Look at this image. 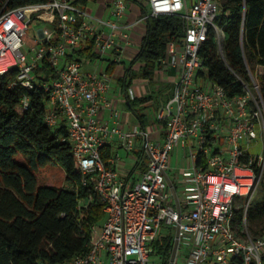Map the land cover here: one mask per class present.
<instances>
[{
    "label": "built area",
    "instance_id": "1",
    "mask_svg": "<svg viewBox=\"0 0 264 264\" xmlns=\"http://www.w3.org/2000/svg\"><path fill=\"white\" fill-rule=\"evenodd\" d=\"M147 1L154 16H181L185 36L182 44L171 41L161 60L165 70L174 72L175 81L173 94L158 107L160 126L133 130L122 128L121 110L109 96L112 74L86 71L77 53L87 43L100 56L113 51L119 58L120 39L129 40L128 26L120 23L126 0H113L115 18L109 20L93 15L76 0L0 13V77L16 70L13 84L34 89L40 63L47 61L56 69L58 76L42 83L50 91L46 122L51 126L65 122L83 184L94 173L93 188L105 202L104 221L92 226L91 249L64 264H156V258L170 264L172 254L166 258L155 246L167 236L161 235L163 224L175 228L174 242L180 230L173 264H231L235 258L263 264L264 232L253 235L245 228L239 232L236 223L240 200L247 197L249 204L264 176V101L259 85L254 80L257 91L245 84L246 93L229 97L207 75L201 50L212 32L225 59L226 33L217 24L223 10L220 0ZM34 18L51 27L41 28L29 40ZM25 103L28 106V97ZM104 109L110 110L113 124L102 117ZM258 137L263 150L255 154L250 150ZM114 138L125 151L140 145L149 156L132 186L120 175V154L107 162L102 157ZM179 145L190 159V166L180 172V209L166 177Z\"/></svg>",
    "mask_w": 264,
    "mask_h": 264
},
{
    "label": "trees",
    "instance_id": "2",
    "mask_svg": "<svg viewBox=\"0 0 264 264\" xmlns=\"http://www.w3.org/2000/svg\"><path fill=\"white\" fill-rule=\"evenodd\" d=\"M53 0H0V13ZM91 1L76 0L87 7ZM139 4L146 20V32L140 49L124 65L119 77L127 107L143 127L152 121L147 114L148 103L154 95L132 97L130 90L136 78L152 79L162 67L171 41L183 43L184 19L179 15L154 16L144 0H129ZM222 12L217 24L224 28L225 59L218 50L212 32L201 54L209 79L222 85L229 97L246 93L245 84L257 91L259 85L264 101V0H220ZM57 41V37L54 39ZM80 49L88 59L100 55ZM117 61L107 64L113 74ZM140 64L136 69L135 65ZM205 73V72H203ZM39 83L34 89L13 84L17 71L0 77V264H64L75 256L89 252L92 247V226L105 219V202L93 188L94 173L83 184L84 175L73 154L65 125L51 126L46 122L50 91L42 86L58 76L56 69L44 61L35 69ZM29 98L26 106L25 98ZM165 122V121H164ZM66 138V140H63ZM111 149L104 147L102 157L107 162ZM49 164H59L67 175L68 186L40 184L38 170ZM250 203L248 204V206ZM246 209L236 213L237 229L242 231ZM252 219L264 221V204L250 208ZM174 235L158 240L159 249L169 258L174 247ZM167 264V262H166ZM231 264H245L235 258ZM264 264V261H263Z\"/></svg>",
    "mask_w": 264,
    "mask_h": 264
},
{
    "label": "crops",
    "instance_id": "3",
    "mask_svg": "<svg viewBox=\"0 0 264 264\" xmlns=\"http://www.w3.org/2000/svg\"><path fill=\"white\" fill-rule=\"evenodd\" d=\"M144 1L148 2L147 0H144ZM126 2H127V10L124 13V15L121 17L120 23L128 26V28H126V32L129 34V40L125 41L124 39H120V43H121L122 48H121V51L118 55L119 58L116 57L117 54L115 52L109 51L108 53L100 56L99 58H95L92 60L87 59L84 62V67H86L89 64L94 63L97 65V68L99 69L102 64H104V65L106 64V66H107V64H109V62L111 60L118 62L117 66H116V68L112 74L113 79L115 78L116 80L112 84V91H111L109 96L116 102V105L121 110L120 124H121L122 128L124 130H133L137 126H143V125L141 124L137 115L127 107V101L125 99L124 94L122 93V88H121V84L119 82V77L122 76L124 74V71H125L124 65L121 62H126V63L130 62L135 57V55L138 53V51L140 49L142 38L146 32V20L142 16L141 8H140L138 3L133 2V1H129V0H126ZM84 8H86L93 15H95L99 18H102L103 20H109V19L115 18L113 15V10H114L113 0H98V1L94 2L92 5H90V6L87 5V7H84ZM99 29L107 31V32L110 31L109 27H104V26H99ZM88 47H89V44L86 43L83 45L82 49L88 50ZM139 66H140V64H136L135 68L138 69ZM166 72H168L171 76H174L173 71L166 70ZM141 81L147 82L150 84L151 80L142 78ZM134 84L135 83H133L132 87H131L132 94L134 95V97L154 95V98H155L154 91L147 89L146 88L147 86H145V85H143L142 87H139V91L136 93V91H134L135 90ZM173 87H174V82H172V89L168 90L166 92L167 93L166 94L167 99H169L170 96L173 94ZM161 90H162V88L159 89L160 92H161ZM158 97H160V96H158ZM164 99H165V97H164ZM151 103H152V101H150L148 103V107L146 109L147 114L152 119V121L148 124L147 127H149L151 125H155V126L159 127L160 122H158L159 120L157 118L158 108H154V106L149 107V105ZM101 115L104 119L110 120L111 124H113V120L111 118V114H110L109 109H104L102 111ZM62 125L66 126V124L63 120L57 126H62ZM106 147H109L111 149L110 158L116 157L119 154L121 155V159L118 162L120 175L123 179L127 180L129 186H132L137 181V179L139 178L140 171L144 170L146 168V163L148 161V160L147 161L144 160L145 155H144V152L141 149L140 145H138V147H136V149L133 150L132 152H127L123 149V146H122L120 139L114 138L113 140H111L106 145ZM132 154H133L134 158L131 161L129 160L132 163V166L130 168H125L126 172L124 173V172H122L123 171V163L126 162V159L130 158L131 157L130 155H132ZM168 174L170 175L169 170H168ZM175 175H176L175 176L176 181L171 176L170 177H171L172 181L174 182V185H176L177 191L179 193V188H181V180H182L180 170L175 172ZM159 251H160V249H159Z\"/></svg>",
    "mask_w": 264,
    "mask_h": 264
},
{
    "label": "rangeland",
    "instance_id": "4",
    "mask_svg": "<svg viewBox=\"0 0 264 264\" xmlns=\"http://www.w3.org/2000/svg\"><path fill=\"white\" fill-rule=\"evenodd\" d=\"M94 1H91L89 3V6L92 5ZM147 8L151 11V7L148 3ZM44 27H51V24L49 22H45L43 20L34 18L33 21L31 22L30 29L28 30V39L33 40L36 38L38 31L41 28ZM28 40V41H29ZM30 43V42H29ZM25 49L28 50V44L25 45ZM83 61H86L88 58L87 56H82ZM129 63V62H127ZM107 68L106 64H102L101 67L98 69L96 64H89L84 69L86 71H102ZM258 70L260 73H264V67H258ZM142 78H136L134 80V91L136 93L139 91V87H142L143 85L147 86L146 88L154 91L155 98L154 101L149 105V107L158 108L163 100H168L167 99V91L172 89V82L175 81V76H171L166 70L162 67L159 68V70L154 74L153 78L150 81V84L147 82L141 81ZM115 78L113 79V82H115ZM162 88L161 92L159 89ZM160 96V97H158ZM165 97V99H164ZM139 143V141H138ZM197 150V148H196ZM263 150V142L260 140V137L256 140V145L251 148V152L258 154ZM131 157L126 159V162L123 163V171L126 172L125 168H130L132 166V163L130 162L134 156L133 154L130 155ZM149 159V156L145 154L144 160L147 161ZM130 160V161H129ZM190 166V159L187 157L186 149L183 148L181 145L177 146L176 149L172 153V158L170 161V169L169 173L170 176L175 180V172L180 170V172L184 169ZM182 174V173H181ZM38 175L40 179V184L44 183H53L56 186L62 187V186H68L69 183L67 181V175L63 167L59 164H49L46 167H42L38 170ZM176 181V180H175ZM179 193L183 197L182 194V187L179 188ZM240 206H244L246 209L244 221H243V226L242 228L247 229L251 234L253 235H258L260 233L264 232V221L262 222L259 219H252L250 214H249V209L250 208H255L257 209L259 205L264 204V176L261 180V183L253 196L251 197L250 205L248 206V198L245 197L240 200L239 202ZM237 227L238 223H237ZM175 233V228L172 226H169L168 224H163V227L161 229V235H174ZM155 246L159 249V244L158 241L155 242ZM156 264H161L159 259L156 258Z\"/></svg>",
    "mask_w": 264,
    "mask_h": 264
},
{
    "label": "water",
    "instance_id": "5",
    "mask_svg": "<svg viewBox=\"0 0 264 264\" xmlns=\"http://www.w3.org/2000/svg\"><path fill=\"white\" fill-rule=\"evenodd\" d=\"M166 177H167V180H168V182H169V184H170V186L172 188V191H173V194H174V197H175V200H176V205H177L178 209H180V198H179V195H178V192H177V188L174 185V182L172 181V179H171V177H170V175L168 173H166ZM179 236H180V230L178 229L177 233H176V239H175V242H174V247H173V251H172L170 264H173L175 256H176V253H177V250H178Z\"/></svg>",
    "mask_w": 264,
    "mask_h": 264
}]
</instances>
